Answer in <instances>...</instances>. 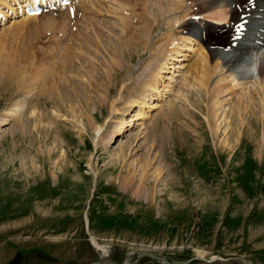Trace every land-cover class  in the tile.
I'll return each mask as SVG.
<instances>
[{
  "label": "rangeland",
  "instance_id": "374dc122",
  "mask_svg": "<svg viewBox=\"0 0 264 264\" xmlns=\"http://www.w3.org/2000/svg\"><path fill=\"white\" fill-rule=\"evenodd\" d=\"M73 6L0 26V116L26 107L0 127V264L105 258L121 264L133 250L171 263L221 258L210 264H242V258L264 264V121L247 134L227 113L229 132L219 131L223 149L214 146L196 108H189L194 116L184 114L190 110L182 98L169 97L133 121L139 106L130 110L127 102L141 93L148 61L156 56L149 47L112 50L122 36L112 14L98 17L92 33L91 18L82 25ZM156 29L162 30V18ZM121 85L124 100L95 146L93 124L102 125L108 115L107 89L112 101ZM119 119L132 124L121 135ZM121 150L124 163L112 168ZM140 166L148 191L135 195L118 176ZM135 260L134 254L131 264H162Z\"/></svg>",
  "mask_w": 264,
  "mask_h": 264
},
{
  "label": "bare ground",
  "instance_id": "6f19581e",
  "mask_svg": "<svg viewBox=\"0 0 264 264\" xmlns=\"http://www.w3.org/2000/svg\"><path fill=\"white\" fill-rule=\"evenodd\" d=\"M20 1L0 0V16L7 17L5 9L13 12L12 4ZM137 2L141 4L139 13L132 11ZM153 2L155 7L151 6ZM74 4V13L80 12L83 15L82 25L91 18L92 23L89 25L92 29L90 26L89 29L92 33L94 23L101 22L98 17L102 15L112 14L111 17L118 21L117 24L122 27V36L116 39L112 50H133L132 48L139 50V47L146 50L149 47V54L156 56L154 60L150 57L148 61L149 79L142 85L141 93L137 98L127 102L130 110L134 106H139V114L137 113L133 121L141 120V113L145 109L159 107V104L166 102L169 97L173 96L175 99L177 97L178 100L182 98L184 108L190 110V113L187 111L184 114H190L192 117L194 113L189 108H196L204 117L214 146L217 145L221 149L226 147L219 140V131L224 135L229 132L227 129L230 122L226 120L227 113L234 119L237 129L241 132L240 128L243 127V131L247 129L245 132L247 134L254 133L250 131H253L251 129L256 126L255 123L264 121V117L261 116V112L264 116V51H261L264 48V0H75ZM38 18L26 16L22 22ZM160 18L162 30L159 32L156 26ZM15 22L17 21H13ZM82 30L86 33L88 27L82 26ZM89 34L86 35L89 37ZM212 35L214 37L209 38ZM237 35H241L239 40H236ZM254 67L256 75L246 76ZM111 89V87L107 89L109 95H106L103 101L109 104L108 115L103 124L97 125L92 123L94 120L90 121L93 124L91 130L95 146L99 144L105 130L103 125L107 126L114 119L118 112L116 105L124 100L123 85L112 101ZM191 92L195 97H186L188 95L186 93ZM227 105L228 111L225 112ZM25 108V105L19 104L0 116V127L5 126L9 117L14 118ZM77 116L75 118L80 119L76 122L82 131L84 118L81 115L78 118ZM124 124V119L121 121L119 119L116 124L119 135L126 130L125 128L132 126L130 123ZM125 157L126 154L121 150L116 155L114 160L116 164L114 163L112 168L117 169L124 163ZM144 167L140 166L138 172L135 169L130 175L127 171L125 174L127 177L119 174L118 177L123 179L129 193L138 195L148 191L145 189L148 187L146 184L149 179ZM134 254L136 253L129 254V261ZM102 262L107 264L110 261L105 258Z\"/></svg>",
  "mask_w": 264,
  "mask_h": 264
},
{
  "label": "water",
  "instance_id": "95a60500",
  "mask_svg": "<svg viewBox=\"0 0 264 264\" xmlns=\"http://www.w3.org/2000/svg\"><path fill=\"white\" fill-rule=\"evenodd\" d=\"M130 253H136V260H135V262L138 261L142 257H148V258H150L152 260L159 261L162 264H187L191 260L190 259V260H188L186 262H173V263H171L164 256H161V255H158V254L149 253V252H145V251H142V250H133V251L127 252L125 254V260L121 264H131V262L129 261V254ZM192 259H194V260H202V259H200L198 257H195V258H192ZM237 260H239L242 264H248L249 263V260H246V259L240 258V259H237ZM202 261H204L207 264H210V263L215 262V261L224 262L225 260L219 259V258H212L211 260H204L203 259ZM92 264H106V263H103L101 261V259H99L98 261L92 262ZM107 264H115V263L109 262Z\"/></svg>",
  "mask_w": 264,
  "mask_h": 264
}]
</instances>
